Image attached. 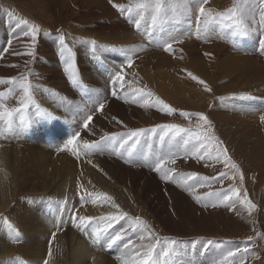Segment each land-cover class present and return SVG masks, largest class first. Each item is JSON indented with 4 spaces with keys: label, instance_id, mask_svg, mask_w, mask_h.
<instances>
[{
    "label": "rangeland",
    "instance_id": "obj_1",
    "mask_svg": "<svg viewBox=\"0 0 264 264\" xmlns=\"http://www.w3.org/2000/svg\"><path fill=\"white\" fill-rule=\"evenodd\" d=\"M215 1L217 0H208V3L204 5L206 17L217 16L218 13L225 12L227 9L232 8L236 3V0H229V2L225 3L223 0ZM145 2L146 0H0V94H2V96H0V105L4 106L0 108V111L7 110L14 115L20 109L26 108L29 109L31 115H36L35 111H37V114L41 117L46 116L54 118L55 115H57L56 109L69 108L72 105L73 109L85 110L86 112V108L90 110L98 107L99 104L94 103L95 99H97L96 101L99 103L103 102L106 104L108 100L106 98L101 99L99 93L94 91V89H97L95 87L96 85L90 83V81L99 83V80L101 81V78H99L101 75L99 74L98 77L96 75L97 73L93 72L94 75L92 79L90 77L86 79V76H83L81 73L84 68H80V66H82V61H78L77 58L79 49L82 46L81 44L91 42V47L89 49H86V44L83 46L84 51L88 52L83 54L84 56L86 55L87 60L93 61L101 57L100 60H102V62H97L96 64H99L97 67L106 66L111 67L112 69V62L114 60L113 63L122 66L118 63L119 57L111 53L118 45L117 42H119L116 38L112 37L113 35L135 31L141 36L143 35L145 38H149V35L144 34L142 31L143 25L148 28L147 32H151L154 36L160 34V32H157L156 30H163L161 28L150 31V24H153L151 19V9L145 10L140 7V5ZM152 2L154 3L155 0H152ZM165 4L169 9V12L163 19L172 20L171 17L173 15L184 20V29L190 28V26L191 28H201L203 26L205 31H208L206 30L207 26L203 23L206 17H199V22L197 20V17L199 16V12L197 11L199 5L198 7H193L181 14V0H165ZM117 5L119 7H117ZM121 9H123V11H121ZM172 9H176V11L174 12ZM194 9L196 12H192ZM261 12H264V3H260L259 0H254V11L248 17L249 27L247 35L242 37L236 36L234 39L231 34H229L230 36H227L228 32L232 33L234 31L232 22L218 18L212 23V26H214L213 32L215 28H224L227 39L229 40V43L224 42L226 46H231L236 39H238L237 42H239V39H243L248 35H258L255 41V43H257L256 49H258V51L255 54L252 55V51L249 49L233 45L227 48L228 51L225 52V55L228 57L222 58L227 61V58L233 53L235 59H241V61L238 60V62L244 63L245 66H251V63H257L261 67V70L258 68L252 74L251 79L246 77L249 76V74L242 75V73H239L244 76L241 77L238 76L239 74L236 70H231L230 72L227 71L226 73L231 74L224 77L214 75L210 83L204 81V84L211 89L212 97H210V95L208 96L210 91L205 90V96L203 95L201 98L196 97L194 93H191L189 98L186 97L183 99L182 94L179 93L176 95L175 100H170L157 91L144 75H139V78L127 76V81L133 87L135 92L137 89L140 90L139 92L137 91L136 96L138 94L148 95V93H151L149 96H151L154 101L151 108L144 110L140 103L129 101L132 103L130 106H132L137 113H125L124 115H116L113 113L109 120L97 123L96 126L93 125V131L91 132L99 133L97 140L93 138L94 136H83L81 135L82 132H80V136L85 137L86 139V145H89L91 140H96L95 142H98L99 144L100 138H104L102 143L99 144L98 151L94 149L92 150V148H86V150H88L86 155L103 162L105 165H102V167L104 166L103 169L105 171H108L113 175V168L106 164L107 161V163L111 165L114 163V165L119 167H122L124 164L122 168L128 167L127 169L138 171L139 177H145L146 180L154 181L155 186H140L139 184L129 186V184L121 183L119 179L117 180L118 183H121V188L124 187V190L128 191L129 187H132L134 193L131 204L124 201V204L128 209L126 213L128 214H121L124 218L120 219V221L122 220L121 223L123 222V228L127 232V235L122 234L123 238L126 239L121 240H126L130 248V251L124 256L120 254L118 250L106 243H100L101 241L94 242L91 234L92 229L94 227L101 228V225H96L93 221L87 220H83V222L82 220H78V222L75 221L72 228V232L74 231L75 233L73 232V234L71 232L69 240L65 238L63 239V242L65 241L64 243L70 248L69 250L72 251V247H76V241L81 237H84L85 240H87L86 242H89L92 247L99 248L103 251V256L108 255L112 257L114 260L111 259L115 263L131 264L133 260L140 259L141 256L135 257L136 253L146 251L147 245L155 244L159 241V246L157 248V252L159 253L167 248L171 241L175 240L178 242L176 245L177 251L175 254L171 255L167 264H190L193 260H196V264H240V261L242 262V260L243 264H247L253 254L258 256L260 261L259 264H264V162H262V167L254 165L251 162L252 160H250L252 157L249 158L244 154V151L252 152L256 143L253 137H244L245 135H249L247 130L244 129L245 134H241L240 138L236 139L242 144L243 151L237 141L227 142V139L223 138L217 127L218 125L216 124V121L210 113L216 97L230 96V94L233 95L235 92L239 95H243L246 92L252 94L254 98L260 96L254 92L256 90V86L254 85L258 82L261 84V81L264 80V51L259 49L261 47L260 42L264 40V19H261ZM134 13L138 15L137 20L140 21L139 28L134 21H131L134 18ZM119 16H125L128 18L127 20L124 19V22L122 21L121 23H118ZM8 21H10L14 27V32H12V34V25L8 23ZM33 26H38L39 29L35 41H33L29 32V29ZM176 26L177 25L168 27L167 25V28L164 29V31L177 32V30H175ZM25 32H29V34L25 35ZM222 33L224 34V32ZM108 35L111 36L112 41L102 38V36L105 37ZM226 36L221 35L224 39ZM61 37H63L65 44L71 48V53L65 52L64 56L71 55L73 58L72 64L76 69L77 79L80 82L79 86H74L71 83L68 79V73L64 70L65 65L62 62L64 57L60 54L61 46L59 40ZM9 38L10 41H8ZM98 40L106 41L105 44L102 43L104 46L100 48V50L97 49L96 46ZM250 40L251 37L248 41ZM44 41H48L49 44H43ZM8 44L10 46L7 48ZM221 44L223 43L212 42L213 46L211 47L220 50L222 48ZM153 45L156 49L158 47L161 48L160 43H153ZM5 49L6 52H3ZM199 49L207 51L206 47L203 48L202 46H199L196 50H192L193 53L191 56L201 60L208 59L207 55L203 56V54L199 52ZM101 51H104V53L106 52L104 54L105 56L103 55L104 57L102 56ZM238 51L240 53L236 54ZM29 52H31L32 55H28L27 53ZM44 61L47 64L46 66L43 64ZM175 65L169 67H176L175 69L177 71H174H179L178 73L184 77L190 76L189 71L192 70L191 67L188 68V65ZM209 68H216V65L210 66ZM99 69L101 70V68ZM187 69H189V71H187ZM96 70L98 71V69ZM122 70H126V68H114L113 71L122 72ZM126 72L128 71L126 70ZM83 73L86 74V72ZM114 78H103L102 85H109L110 89L112 88L115 90ZM58 80L59 83H57ZM24 83L30 85V98L24 96L23 89L20 87V85ZM189 83L191 86L192 83ZM66 85H69L71 89H80L81 93L79 95L81 100L79 102H74L73 99H70L69 94L65 97L63 96L62 93L65 92ZM196 86L197 85L192 84L191 87L196 89ZM199 86L205 88L203 84H199ZM43 88L51 91L50 97H46V94L44 95L41 92V89ZM213 92L215 96L213 95ZM70 95L72 96L71 92ZM206 96L210 97V100L204 102L203 100ZM108 98L110 97L108 96ZM44 99L49 100L46 102ZM158 101H162L163 104H160ZM200 102H204L203 105L206 104L207 107H199ZM47 105L48 107H46ZM163 105H168L174 111L168 113L164 110ZM143 111H146V113H143ZM99 112L101 113V111ZM99 112L91 110L88 113H84V115H86L83 120L89 115V113L94 115ZM183 113H189V115L184 116L182 115ZM24 114L22 128L23 126L26 127L28 122H33L32 117L29 116L28 113L24 112ZM142 114L144 116H142ZM196 114L205 115L208 118V121L200 120L199 116ZM58 117H60L64 123H69L68 118L66 119L61 116ZM9 119L11 121L13 120V117H5L3 120H0V127L2 123L9 124ZM82 122L81 124L83 125ZM163 125H177L179 128L183 125H188V128L179 132L176 129L169 130L164 141H161L159 139L161 129L157 126ZM154 128L156 131L153 133L151 130ZM47 129V134H50L51 140H54L52 128L49 127ZM86 129V133L91 130L89 127ZM139 129H145L148 131L145 135L139 138L140 142L133 150L134 154H143L147 149L149 141L152 143L158 141L160 144L170 142L169 146L171 147V150L167 146H163V149L160 150V156L166 155V153L175 154V164L168 165L175 169L174 172L178 171L183 175V177L181 176L179 178L181 180L178 179L175 186H172L170 182L163 180L161 178L162 176L154 170V166L150 168L147 163L132 162V164L128 162V153L126 148L120 147V138L123 136L126 139V134ZM198 135L201 137L200 142L196 139ZM72 136L73 134L69 137ZM205 136L207 137V140L203 139ZM147 137H149V139H147ZM10 140L17 141L20 147H24L29 143H34L33 140L27 141L26 138L20 142L17 139ZM105 140L109 141V144L106 145ZM37 142L39 141L37 140ZM201 142L208 144L207 151L212 153L211 158L207 157L206 153L192 152L189 149L191 143L200 144ZM81 147L85 148V144L82 143ZM126 147H130V145ZM159 149L161 148L156 146L158 152ZM224 149L227 150L226 154ZM149 154L152 153L148 151L146 154L150 162L153 158ZM57 155L66 158L69 163H76V166L77 164L82 165V158H76L71 153L63 155L58 152ZM199 156H205L206 158L199 159ZM216 157H219V159H216ZM101 159H103V161ZM226 159H229L230 162L234 163L237 167L231 168L230 166H225ZM126 161L128 163H126ZM131 165H133V167ZM224 172L228 175L221 182L218 177L220 173ZM191 173H196L197 176L189 179L188 177ZM241 174H243V179H241ZM182 179L184 180V183L187 182V184L191 186V190H189V188L182 182L180 183ZM124 184L127 186H123ZM230 188L239 190V199L236 197L232 198L235 200V206L229 202L221 203L223 196L228 194ZM23 196L27 197V191L22 186L19 197L22 198ZM197 197H199V199H197ZM117 198L122 201V197L117 195ZM12 201L10 202L9 207H6V210H9L8 215L10 217H13L18 209V203L14 200ZM241 201H250L256 207L249 211L247 204L241 203ZM213 205H215V207H213ZM69 215H71V211L65 212L63 210L59 223L62 221V218L68 217ZM130 215H132L131 218L134 216V219L130 220ZM83 217H86V214L83 215ZM104 222L103 226L105 227V224L108 223L109 220L105 219ZM130 225H136L135 232H133ZM121 228L122 227L120 226V229ZM14 229H16V227H14ZM0 232L4 233V235L0 234L1 243L4 237H7L8 234L2 230H0ZM149 233L151 234L150 237ZM73 235L77 237L76 240ZM142 236L144 239H141ZM84 238L81 239L83 240ZM129 240H131L130 244ZM204 241H206V244L203 243ZM200 243H203L201 245L203 248H199L198 245H200ZM141 245H144L145 247L141 248ZM220 246L226 248L225 253L222 252L221 257L218 256V260L208 259L207 256L210 255L212 249ZM245 248L248 249L246 253L244 252ZM112 249H114L115 253L111 252ZM236 249H240V251L237 252ZM230 252L233 253L232 256H229ZM48 257L49 252H47L45 258ZM161 259L166 258L161 257Z\"/></svg>",
    "mask_w": 264,
    "mask_h": 264
},
{
    "label": "bare ground",
    "instance_id": "obj_2",
    "mask_svg": "<svg viewBox=\"0 0 264 264\" xmlns=\"http://www.w3.org/2000/svg\"><path fill=\"white\" fill-rule=\"evenodd\" d=\"M223 1L224 3L229 2V0ZM190 5L189 9L198 7L199 0H191ZM192 12H196L195 9ZM133 17L134 18L131 21L135 22L138 15L134 13ZM127 18L128 17L125 16H119L118 23H121L124 19L127 20ZM171 18L172 20L159 19L152 25L149 23L151 26L150 31L153 29H163L156 30L157 32H160L158 36H154L151 32L148 33V28L144 25L143 30L142 28L141 30L144 34H148L149 38H145V36H141L135 31H128V29L127 33L124 31V34H115L112 36L119 42H117L118 45L111 53L119 57L118 63H120L123 67L119 64L113 63L115 60L112 62V69L111 67L106 66L97 67L99 64L96 63L102 62V60H100L101 57L93 61L87 60L86 55L84 56L83 54L88 52L84 51L83 46L86 44V49H89L91 47V42H85V44H81L82 46L80 49L78 48L79 53L77 58L78 61H82V66H80V68H84V70L81 71L82 75L86 76V79L88 77L92 79L94 75L93 72H96L98 77L100 74V84L92 81H90V83L92 85H96L95 87L97 89H94V91L99 93L101 99L106 98L108 100L106 104H104L105 106L101 113L99 112L98 114L96 113L93 115V120L89 125V129L91 130H89L88 133H86L87 129H84L81 122L86 115H84V113H88L91 110L93 111L94 108L90 110L86 108V112L85 110H77L75 108V111V109L72 108V105L69 108L56 109V114L58 116L65 117L66 119L68 118V124L64 123V121H62V119L57 115H55L54 118L46 116L41 117L37 114V111H35L36 115H31L29 113V109L26 108L20 109L16 114L12 115L13 120H11V128L9 127V124L2 123L0 127V230L7 233L8 236H5L0 243V264H44L45 261H47V264H117L113 261L114 259L112 257L108 255L103 256V251L99 248L92 247L89 242H86L87 240H85L84 237H81L84 238L83 240L80 238L76 241V247H72V251L69 250L70 248H68L66 243H64L65 241L63 242V239L65 238L69 240L71 237L73 224L75 223L73 222V217H75V221L78 222V220H80L79 218L86 214V217H92L91 221H93L94 224L101 225L100 227L103 228L106 216H120L121 214L127 212L128 209L126 208L124 201L131 204L134 196L132 187L129 186L136 184H139L140 186H155L154 181H149L148 179L146 180L145 177L141 176L140 178L138 175L139 172L134 169H127L128 167L122 168L124 164L122 167H119L114 165V163L111 165L107 163V161L106 164L113 168V175L108 171H105L103 169L104 166L102 167V165L105 164L99 160L93 159L89 155H86L88 150H86V147H81L82 143L86 145L85 137L79 136L75 144L68 145V147H65V145L71 138L69 136L71 134L74 135L76 132H82L81 135L83 136H94L93 138L97 140L99 133L91 132L93 131V125L96 126L97 123L109 120L113 113L116 115H124L125 113L136 114L137 111L130 106L132 103L129 101L140 103L144 110L151 108L154 103L152 97L140 94L136 96L137 90L135 92L133 87L127 81V76L139 78V75H144L149 80L150 84L157 89V91L170 100H175L176 95L179 93L182 94L183 99L186 97L189 98L191 93H194L196 97L201 98L206 89L199 86V84H201L199 81L202 80L203 82L206 81L210 83L214 75L224 77L231 74L226 73L227 71L230 72L231 70H236L238 74H249V76L246 77L251 79L252 74L258 68L261 70V67L257 63H251V66H245L244 63H239L238 60L241 61V59H235V55L231 52L227 61H225L226 59H222L228 57L225 55V52L228 51L227 48L233 45L249 49L252 51V55L255 54L258 51V49H256L257 43H255L258 35H248L243 39H239V42H237L238 39H236L233 41L231 46H226L224 42L229 43L227 36L231 34V32H228L226 36L224 28H215L214 32V26L212 25V30L207 32L203 26L201 28L199 27V31H197L198 27L191 28V26L190 28L184 29V20L182 18H178L173 15ZM167 25L168 27L177 25L175 27L177 32L164 31V29L167 28ZM222 32H224V34ZM221 35L226 36V40L224 37H221ZM173 37H175V42H172ZM250 37L251 40L248 41ZM102 38L106 40L112 39L109 35L105 37L102 36ZM212 42L223 43L221 44L222 48L218 50V48L211 47L213 46ZM47 43L48 41L43 42L45 45ZM102 43L105 44L106 41L98 40L96 45L97 49L100 50V48L104 46ZM153 43H160L161 48L158 47L156 49ZM166 43H172V50H165ZM199 46L207 48V51L199 49V52H201L203 56L207 55L208 59L201 60L191 56L193 53L192 50H196ZM259 49H261V47ZM105 53L104 51H101L102 56ZM239 53V51L236 52V54ZM129 57L133 60V64L130 67L127 64V59ZM43 64L45 66L47 65L45 61ZM175 64H180L181 66L188 65V68L191 67L192 70L189 71V69H187V71H189L192 76L198 77V80L192 79V76L189 75V77H184L178 73L179 71L176 72V67H169ZM213 65H216V68H209ZM124 67L128 72H126V70H122L123 73L120 71L123 76V80H117L114 78L116 73L113 71L114 68L123 69ZM99 68H101V70ZM96 69H98V71ZM83 72H86V74ZM242 75L239 74L238 76L244 77ZM103 78L115 79L114 87L117 92L116 96L112 95L113 89H110L109 85H102ZM189 82L193 85H197L195 88L198 91L193 89L191 87L192 84L190 86ZM57 83H59V80ZM254 86H256V90L254 92L259 94V97L254 98L252 94L246 92L243 95H239L235 92V95L230 94V96H223L220 98L216 97L210 113L216 121V124L218 125L217 127L223 138L227 139V142L237 141L236 139L240 138L241 134H245L244 129L247 130L249 135L246 132L248 136L245 135L244 137H253L256 142L252 152L244 151L242 144L239 141L237 142L240 144V148L244 151V154L249 158L252 157L250 158V160H252L251 162L254 165L262 167V162H264V119H261V117L264 116V80L261 81V84L258 82ZM41 92L44 95L46 94V97L51 96V91L46 88L41 89ZM70 92L72 96L70 95ZM214 92L213 95L215 96ZM80 93V89H71L69 85H66L65 92L62 94L64 97L69 94L70 99H73L74 102H79L81 100L79 95ZM209 95L212 97L211 91L208 96ZM108 96L110 98H108ZM208 96L204 97V102L210 100V97ZM44 100L47 102L49 99ZM96 100L97 99L94 100V103L99 104ZM204 102H200L199 107L206 108L207 105H203ZM46 107H48V105ZM24 112L28 113L29 116L32 117L33 122H28L27 126H23L22 128L23 123L21 121V117H23L24 120ZM143 113H146V111H143ZM142 116L144 115L142 114ZM49 127L52 128L54 140H51L50 134H47V128ZM24 138H26L27 141L33 140L34 143H29L24 147H20L17 141L10 140L17 139L20 142L23 141ZM147 139H149V137H147ZM37 140L39 142H37ZM96 140H91L89 145H97L94 150L98 151L99 144L102 143L103 139L100 138L99 144L98 142H95ZM153 143L149 141L147 149L143 152V154H147V152L150 151L152 154L149 155L152 156L153 159L160 156V150L163 149V146H167L171 150V147L169 146L170 142L163 143L164 145L162 143L160 144L158 141ZM105 144H109V141L105 140ZM156 146L161 148L159 149V152L156 150ZM199 148L200 144L191 143L189 149L192 152H197ZM73 149L79 153V157L74 155ZM58 152L63 155L71 153L76 158H82V165L77 164L76 166V163H73L72 161V163H69L66 158L58 156ZM200 152L205 154L204 151ZM101 160L103 161V159ZM126 163L128 162L126 161ZM131 166L133 167V165ZM167 167L169 170L173 168L168 164ZM172 175L174 179L167 182H170L172 186H175L178 179L181 176L183 177V175L178 171L172 172ZM118 179L121 183L123 182L125 184H129V190L127 189L128 191L124 190L123 186H127L125 184L122 186L123 188H121V183L117 182ZM181 182L185 185L183 179L180 183ZM22 186L27 191V197L23 196L20 198L19 193ZM117 195L122 197V201L117 198ZM82 197H84V199H81ZM105 197L110 199H106ZM12 200L18 203V209L15 215L10 217L8 215L9 210H6V207H9ZM117 205L118 207H116ZM63 210L65 212L71 211V215L62 218L63 223H59ZM131 216L132 215H130V220L134 219V216L132 218ZM121 221L120 219L111 221L113 224L108 230L110 234L114 235L115 232L120 231V226L123 228V222L121 223ZM106 225L107 223L105 226ZM14 227H16V229H14ZM0 234L4 235L3 232H0ZM53 234H55L54 237ZM74 238L76 240L77 237L74 236ZM99 241H101L100 243H106L103 239ZM203 243L206 244V241ZM203 243L198 245L199 248ZM110 246L118 250V252H120L123 256L130 251L126 240L116 241V243ZM221 246L214 247L207 258L210 260H218V256L221 257L222 252L225 253L226 251V248ZM114 249H112L111 252L115 253ZM47 252L51 254L48 258H45ZM170 257L171 255L166 257V260L169 261L168 259H170ZM142 258L143 257L141 256L140 259ZM242 262L240 261V264H243ZM249 263L259 264L260 261L258 256L253 254L252 258L249 259Z\"/></svg>",
    "mask_w": 264,
    "mask_h": 264
},
{
    "label": "snow or ice",
    "instance_id": "obj_3",
    "mask_svg": "<svg viewBox=\"0 0 264 264\" xmlns=\"http://www.w3.org/2000/svg\"><path fill=\"white\" fill-rule=\"evenodd\" d=\"M260 3H264V0H259ZM182 3V12L181 14H183V12H186L189 10L190 8V0H181ZM208 3V0H199V8H198V12H199V16L197 17V20L199 22V17H206V10L204 5ZM117 7H119L117 5ZM140 7L144 8L145 10L151 9L152 15H151V19L153 24H155V22L158 19H163L165 16L168 15L169 9L166 7L165 4V0H155V2L153 3L152 0H146L145 3L141 4ZM121 11H123V9H121ZM172 11H176V9H172ZM254 11V0H236L235 5L230 8L227 9L225 12L223 13H218L217 16H207L203 23L206 27V30L211 31V25L212 23L216 20V19H222L225 21H229L232 22V27L234 29V31L231 33V35L233 36V38H235L236 36H245L247 35L248 32V27H249V20L248 17L253 13ZM261 15V19H264V12L260 13ZM26 23V22H25ZM137 27H139L140 25V21L136 20L135 21ZM199 27L197 29V31H199ZM39 29L38 26H33L31 29H29V32L33 38V41H35L36 37H37V33H38ZM29 32H25V35H28ZM172 42H175V37L172 38ZM60 46H61V50H60V54L61 56L64 57L63 59V64L65 65V71L68 73V79L71 81V83L74 86H79L80 82L77 79V73H76V69L73 67L72 64V57L71 55L68 56H64L65 52L71 53V48H69L65 42L63 37L60 38L59 40ZM261 44V50L264 51V40H262L260 42ZM165 50H172V43H166L165 44ZM28 55H32L31 52L27 53ZM127 64L130 67L133 64V60L131 57H129L127 59ZM190 76H192L191 73H189ZM115 78L117 80H123V76L121 75L120 72H116L115 73ZM192 79H196L198 80V77L192 76ZM201 84H204V82L201 80L199 81ZM205 89L207 91H211L210 88H208V86L206 84H204ZM20 87L23 89V93L25 97H29L30 98V85L27 83L21 84ZM137 91L139 92L140 90L137 89ZM112 95L116 96L117 92L115 90L112 91ZM148 95H151V93H148ZM0 96H2V94H0ZM160 104H163L162 101H158ZM4 107L3 105H0V108ZM164 110H166L168 113H172L174 110L172 108H170L168 105H163ZM104 109V103L100 102L98 107L94 108L95 112H99L102 111ZM182 115L184 116H188L189 113H183ZM199 116L200 120L203 121H208V118L203 115V114H196ZM5 117L11 118L12 117V112L10 111H0V120H3ZM261 119H264V116L261 117ZM93 120V114H89L86 116V118L83 120V127L84 128H88L90 125V122ZM21 121H23V117H21ZM11 121L9 119V127L11 128ZM161 129V135L159 136V139L161 141H164L165 136L168 134L169 130L172 129H176L178 132L179 131H183V129H180L179 126L177 125H163V126H157ZM148 130L145 129H139L133 132H130L127 135V138L125 139L123 136L120 138V147L121 148H126V151L128 153V162H136V163H147V165L151 168L154 166V170L157 173H160L162 176V179L165 181H171L174 179L172 172L175 171V169H171L169 170L167 167V164H175V154L174 153H168L166 155H162L159 157H156L154 159H152L149 162V158L146 154H139L136 153L134 154V149L136 148V145L140 142V137L145 135V133ZM153 133L156 131V129H152L151 130ZM80 136L79 132L74 133V135L71 137V139H69L67 141V144L65 145V147H68V145H73L75 144L77 138ZM104 139V138H102ZM197 141L200 142L201 141V137L198 135L196 137ZM204 140H207V137H203ZM187 143V142H185ZM130 145V147H126ZM86 148H96L97 145L93 144V145H85ZM208 149V144L207 143H200V148L197 150V152L200 151H204L206 153V156L211 158L212 157V153L207 151ZM226 149H224V152L226 154ZM73 153L74 155H77V157H79V153L76 152L75 149H73ZM205 156H199V159H205ZM216 159H219V157H216ZM225 166H230L231 168H236L237 166L234 163H231L229 159L225 160ZM227 173H220L219 174V179L221 180V182L223 181L224 178L227 177ZM197 174L196 173H191L189 174V179H192L193 177H196ZM241 179H243V174H241ZM194 182H198V181H194ZM185 186L189 188V190H191V186L187 184V182H185ZM236 197L237 199H239V190L235 189V188H230L228 190V194L223 196V199L221 201V203H225V202H229L231 203L233 206H235V200H233L232 198ZM106 199H110L108 197H105ZM81 199H84V197H82ZM197 199H199V197H197ZM95 202V201H94ZM241 203H246L248 210L251 211L253 210L256 206L254 204H252L250 201H241ZM118 207V205L116 206ZM213 207H215V205H213ZM124 218L123 215L121 216H111V217H107L105 219H108L109 222L107 223V225L103 228H93L92 229V237L94 239V242L99 241L101 239H103L107 245H112L114 243H116V241H119L121 239H123V235H127V232L124 228H121L120 231L115 232L114 235L109 233V229L112 227V223L111 221H116L119 219ZM80 220H87V221H91L92 217H80ZM73 222H75V217H73ZM139 222V221H138ZM60 223H63V221H61ZM79 226V225H78ZM130 227L132 228L133 232L136 231V225H130ZM55 234H53L54 237ZM151 236V234L149 233V237ZM19 238V237H17ZM141 239H144V237L142 236ZM131 243V240H129V244ZM177 241L173 240L170 242V245L163 249L161 252H157V248L159 246V241H157V243L155 244H149L147 245V250L144 252H137L136 256H142V259H136L133 260L131 262V264H167V260L166 259H161V257H168L170 255H173L176 253L177 248ZM145 247L144 245H141V248ZM237 252L240 251V249H236ZM248 251L247 248L244 249V252L246 253ZM51 253H49L50 255ZM233 253H229V256H232ZM44 264H47V261L44 262ZM190 264H196V261H191Z\"/></svg>",
    "mask_w": 264,
    "mask_h": 264
},
{
    "label": "crops",
    "instance_id": "obj_4",
    "mask_svg": "<svg viewBox=\"0 0 264 264\" xmlns=\"http://www.w3.org/2000/svg\"><path fill=\"white\" fill-rule=\"evenodd\" d=\"M8 23H10L11 25H12V29H11V34H12V32H14V27H13V24L10 22V21H8ZM8 41H10V38H9V40ZM10 45L8 44V46H7V48L9 47ZM6 48V49H7ZM6 49L3 51V52H6ZM61 50V49H60ZM74 57V56H73ZM64 59V58H63ZM73 59V58H72ZM64 70H65V68H64Z\"/></svg>",
    "mask_w": 264,
    "mask_h": 264
}]
</instances>
